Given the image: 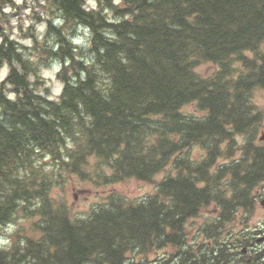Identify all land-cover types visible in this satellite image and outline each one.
I'll use <instances>...</instances> for the list:
<instances>
[{"label": "trees", "instance_id": "obj_1", "mask_svg": "<svg viewBox=\"0 0 264 264\" xmlns=\"http://www.w3.org/2000/svg\"><path fill=\"white\" fill-rule=\"evenodd\" d=\"M96 1L46 0L53 40L33 37L26 50L0 0V226L24 213L32 231L13 233L0 264H146L135 253L165 246L173 251L152 264H231L220 232L264 181V114L252 100L264 87V0ZM50 60L60 66L56 98L40 89ZM204 62L215 65L207 76L197 72ZM191 103L200 114L184 110ZM166 168L146 198L112 193L83 216L51 193L65 174L107 183ZM210 206L198 233L214 242L191 245L186 226ZM240 264H264V249Z\"/></svg>", "mask_w": 264, "mask_h": 264}, {"label": "rangeland", "instance_id": "obj_2", "mask_svg": "<svg viewBox=\"0 0 264 264\" xmlns=\"http://www.w3.org/2000/svg\"><path fill=\"white\" fill-rule=\"evenodd\" d=\"M84 2L88 7L97 6L96 0H84ZM115 2H118V0H115ZM45 4L46 0H10L9 3L3 6L5 12L8 13L7 21H9L8 24L11 25L9 26L11 37L15 38L19 44L27 45L28 48H26V50L32 47L33 37L37 39V44L39 45H43L42 43L45 41L48 43L53 40V37H51L53 34H47V38H44L47 24L44 19L52 16V14L50 16L49 12L43 10ZM77 35V44L85 45L88 36H86L82 27L77 29ZM260 50L264 52V42ZM248 55L250 54L248 53ZM236 63L238 65V62ZM45 65L40 71L43 81L40 89L44 93L47 92L50 98H56L62 87V83L57 78L56 74L60 66L57 60H50L49 63ZM214 69L215 65L213 63L204 62L197 66V72L203 76L211 74ZM7 71L8 64L1 62L0 80L5 77ZM7 94L12 97L14 96L11 91H8ZM252 100L257 109L264 114V87L257 88L253 91ZM184 110L192 114H200L197 112L193 103L186 105ZM256 136L258 140H264V119L256 131ZM237 140H239L238 137ZM202 153L203 151L198 145L193 147L191 152L194 158H197ZM224 153L225 150L222 152V155L217 158L218 164L228 161ZM235 154H238V151H235ZM50 160L49 157L43 159V161L47 163L46 167L52 165ZM93 162L94 158L90 160V163ZM172 172V168H166L155 174L151 180H140L130 177L115 182L109 181L107 183L98 181V178L94 175L84 180L74 174H65L64 176L62 175L61 178H57V181L53 182L54 185L52 186L51 193L56 198L65 201V205L69 209L71 216H83L89 212L92 207L105 202L107 197L112 195V193H118L128 199L141 200L146 198L149 194L154 192L157 181ZM254 194H256V201H254L250 210L245 211L244 209H239L234 217V221L226 223L225 227L220 232V239L229 242L230 248L228 253L231 252V264H240L244 259L249 262L250 257L254 255V253L264 249V240H258V238L263 235L264 228V207L260 204V199L264 196V181L258 185ZM202 213V215L197 217V222H190V224L186 226V241L191 245H195L196 242H204L212 245L214 242V236L206 237V234L201 235L198 233L200 229L198 225L202 224L206 218L208 219L215 214L214 206L203 209ZM26 216L27 215L24 213H21L16 216L15 221L12 223L0 226V247L8 244L9 238H13L14 232H19L21 235L32 232L29 227L31 219ZM191 225L193 226L191 227ZM242 233L247 237V242L245 241V244L236 247L240 241H243V237H241ZM206 249L207 247L204 248V250ZM172 251L170 246H165L164 249H151L146 253L144 252V254L135 253V257L137 260L140 259L141 261H143L145 257L147 261L146 264H152L153 260L160 259L162 255L169 254Z\"/></svg>", "mask_w": 264, "mask_h": 264}, {"label": "water", "instance_id": "obj_3", "mask_svg": "<svg viewBox=\"0 0 264 264\" xmlns=\"http://www.w3.org/2000/svg\"><path fill=\"white\" fill-rule=\"evenodd\" d=\"M260 204L264 207V197L260 199ZM258 240H264V234Z\"/></svg>", "mask_w": 264, "mask_h": 264}]
</instances>
